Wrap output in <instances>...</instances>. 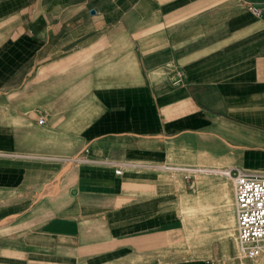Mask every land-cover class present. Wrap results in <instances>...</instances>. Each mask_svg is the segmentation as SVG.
<instances>
[{"label": "crops", "instance_id": "crops-1", "mask_svg": "<svg viewBox=\"0 0 264 264\" xmlns=\"http://www.w3.org/2000/svg\"><path fill=\"white\" fill-rule=\"evenodd\" d=\"M235 167L264 0H0V264H264L223 230Z\"/></svg>", "mask_w": 264, "mask_h": 264}, {"label": "built area", "instance_id": "built-area-1", "mask_svg": "<svg viewBox=\"0 0 264 264\" xmlns=\"http://www.w3.org/2000/svg\"><path fill=\"white\" fill-rule=\"evenodd\" d=\"M222 174L233 183L239 257L257 262L264 258V172L235 167Z\"/></svg>", "mask_w": 264, "mask_h": 264}, {"label": "rangeland", "instance_id": "rangeland-1", "mask_svg": "<svg viewBox=\"0 0 264 264\" xmlns=\"http://www.w3.org/2000/svg\"><path fill=\"white\" fill-rule=\"evenodd\" d=\"M233 202L234 200H232L231 198H228V203L231 204V217L228 219L226 226L223 228V230H225V233L228 235L230 234V239L232 244H235L237 246V254L239 256V250H238V241H237V224H236V215L234 213V206H233ZM238 260H243L245 262H251L253 263V261L251 259H241L240 257H238Z\"/></svg>", "mask_w": 264, "mask_h": 264}]
</instances>
